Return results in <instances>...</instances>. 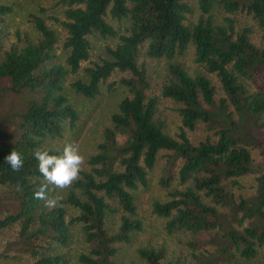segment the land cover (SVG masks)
<instances>
[{"label":"trees","instance_id":"1","mask_svg":"<svg viewBox=\"0 0 264 264\" xmlns=\"http://www.w3.org/2000/svg\"><path fill=\"white\" fill-rule=\"evenodd\" d=\"M62 17L51 15L65 31L61 47L64 61L58 59V32L42 15L32 12L30 19L37 31L31 35L14 31L9 40L6 14L11 6L0 0V81L13 92L29 91L32 96L19 113L17 126L8 130L0 120V184L8 187L14 209L2 213L0 229L18 223V242L32 256L30 264H68L65 247L71 237V225L79 223L86 241L96 244L78 255L73 264H117L110 257L128 243L142 228L137 215L135 190L148 183V172L160 150L172 152V164L179 159L177 178L183 187H174L169 198L154 200L152 211L167 217L169 232H188L202 242L207 232L216 244L213 254L200 256L212 261L232 256L234 249L246 258L264 246V160L254 162L252 147L264 150V132L256 124L264 113V0H55ZM43 8V7H42ZM40 8V9H42ZM44 9V8H43ZM225 15L216 20L215 10ZM240 11L251 18L260 32V42L253 39L252 26L235 27L231 13ZM124 20L123 30L115 28L106 15ZM115 36L114 46H107L108 57L82 65L90 54L89 35ZM201 70L189 72L179 58L188 46ZM140 54L164 58L165 81L161 95L179 103L180 124L170 134L158 116L159 99L148 95L149 80ZM82 70L83 77L73 76ZM114 70L125 71L119 81L127 88L110 124L103 130L97 151L88 160L80 179L53 210L34 199L43 182L34 157L47 136L60 135L66 123L73 124L78 113L64 93V84L92 97L100 84ZM209 73L219 80L223 96L216 99V85ZM248 81L254 85L249 90ZM197 124L208 132L196 142L188 136ZM19 151L24 166L13 172L5 157ZM259 170L256 186L249 196L235 198L231 189L239 177ZM171 172L161 178L168 186ZM77 212L67 217V206ZM228 206L229 213L222 211ZM242 211L241 218L238 212ZM109 212H119L115 232L106 228ZM247 220L237 229L233 221ZM234 248V249H233ZM137 254L145 264H162L164 247L139 246ZM131 264H139L132 262ZM176 264H179L177 261Z\"/></svg>","mask_w":264,"mask_h":264},{"label":"rangeland","instance_id":"2","mask_svg":"<svg viewBox=\"0 0 264 264\" xmlns=\"http://www.w3.org/2000/svg\"><path fill=\"white\" fill-rule=\"evenodd\" d=\"M11 6V10L6 14L7 25L9 29V40L14 39V31L20 30L31 35H36L37 31L30 19L32 12L38 13L46 18V22L50 24L58 32L59 40L56 52L58 59L64 61L66 49L61 47L65 36L62 26L51 18V15L62 17V10L58 7L55 0H1ZM44 9H43V8ZM42 8V9H40ZM225 12L221 9L215 10L216 20H221ZM234 17L236 28H240L245 24L252 26L253 39L260 42V32L256 23L245 16L240 11L231 13ZM106 19L115 28L123 30L125 21L117 20L108 13ZM91 42L90 54L82 65L100 62L103 57H108L106 52L107 46H114L118 41L115 36H101L97 34L89 35ZM183 66L189 71L194 72L201 70V66L194 60L193 47H187L185 53L179 58ZM138 63H144L146 74L149 80L147 89L148 95L158 96V116L164 121L165 129L175 135L180 124V116L177 112L179 103L170 97L161 95V86L165 81L166 62L164 58H154L146 54H140ZM127 73L125 71L114 70L100 84V91L92 97L85 96L75 91L69 84L70 77L64 84V93L68 100L72 103L78 113V119L73 123H66L60 135L47 136L43 144L49 148L55 149L62 154L63 147L66 143L75 142L79 145L81 153L86 157L85 169L88 168L87 160L89 156L97 151L98 142L102 140L103 130L105 126L110 124V115L116 110L119 100L128 94L127 88L119 81L120 77ZM212 82L216 85V99L224 95L218 78L213 74H208ZM73 76L83 77L82 70L77 71ZM4 82L0 81V120L8 130H13L17 126L19 113L27 105L28 99L32 96L29 91L13 92L6 90ZM249 90H254V85L248 81ZM256 124H261V130L264 132V113L258 117ZM259 124V125H260ZM189 138L196 142L203 139L210 132L202 124H197L193 130H188ZM211 133V132H210ZM58 154V155H59ZM254 162L261 164L264 160V150L258 146L252 147ZM172 152L168 150H160L154 166L148 172V183L145 186H139L135 190V204L137 215L142 220V228L132 234L131 241L128 243L115 242L114 245L119 247L116 255L110 257L117 264H131L138 262L145 264L142 258L137 254L139 246L164 247L166 256L162 264H264V246L259 248L258 252L246 258L236 251L232 256L221 255L212 261L202 260L200 256L213 254L216 250V244L210 242L209 235H221L222 230L214 229L207 232L205 242H202L196 236L175 230L169 232L166 228L167 217L159 216L152 211L154 200H165L169 198V191L174 187H183L177 178V170L179 168V159H175L172 164ZM171 172V180L168 186H163L160 182L161 178L167 176ZM259 170H253L240 176L239 185L233 186L231 189L235 193V198L239 196L247 197L253 193L256 186V176ZM69 189H55L49 191L48 195L52 198L59 199L68 192ZM0 203L2 207V215L14 209V198L8 187L0 184ZM222 211L229 213V207L225 206ZM77 210L72 206H67V217L74 215ZM242 211L238 212L241 218ZM119 212H109L106 217V228L109 232H115L119 225ZM237 229H241L242 225L247 224V220L243 219L240 223L233 221ZM18 223L0 229V264H30L32 256L21 248L18 242ZM94 241H86L79 223L71 225V237L68 244L61 249L66 252L68 264L78 261V255L81 252H87L95 246Z\"/></svg>","mask_w":264,"mask_h":264},{"label":"clouds","instance_id":"3","mask_svg":"<svg viewBox=\"0 0 264 264\" xmlns=\"http://www.w3.org/2000/svg\"><path fill=\"white\" fill-rule=\"evenodd\" d=\"M34 157L43 177L40 188L34 192V199L43 201L45 208L53 210L58 207L59 201L50 197L49 191L70 189L80 179L85 169L86 157L75 142L66 143L59 155L51 154L49 149H36ZM5 161L13 172H19L24 166V158L17 150L11 151Z\"/></svg>","mask_w":264,"mask_h":264}]
</instances>
